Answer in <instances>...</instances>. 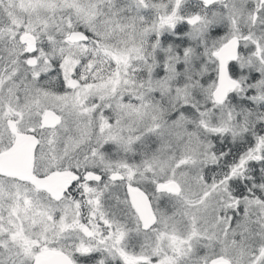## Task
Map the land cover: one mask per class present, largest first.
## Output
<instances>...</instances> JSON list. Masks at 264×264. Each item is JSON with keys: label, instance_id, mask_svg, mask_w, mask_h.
Instances as JSON below:
<instances>
[{"label": "snow or ice", "instance_id": "6c2138e0", "mask_svg": "<svg viewBox=\"0 0 264 264\" xmlns=\"http://www.w3.org/2000/svg\"><path fill=\"white\" fill-rule=\"evenodd\" d=\"M0 264H264V0H0Z\"/></svg>", "mask_w": 264, "mask_h": 264}]
</instances>
